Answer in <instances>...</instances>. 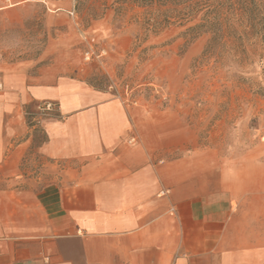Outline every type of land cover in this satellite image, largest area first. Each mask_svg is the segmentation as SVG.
Wrapping results in <instances>:
<instances>
[{"label": "crops", "instance_id": "obj_1", "mask_svg": "<svg viewBox=\"0 0 264 264\" xmlns=\"http://www.w3.org/2000/svg\"><path fill=\"white\" fill-rule=\"evenodd\" d=\"M161 131L79 78L0 68V264H264V141Z\"/></svg>", "mask_w": 264, "mask_h": 264}, {"label": "rangeland", "instance_id": "obj_2", "mask_svg": "<svg viewBox=\"0 0 264 264\" xmlns=\"http://www.w3.org/2000/svg\"><path fill=\"white\" fill-rule=\"evenodd\" d=\"M137 1L0 0V68L79 78L160 126L164 147L264 141V0Z\"/></svg>", "mask_w": 264, "mask_h": 264}, {"label": "trees", "instance_id": "obj_3", "mask_svg": "<svg viewBox=\"0 0 264 264\" xmlns=\"http://www.w3.org/2000/svg\"><path fill=\"white\" fill-rule=\"evenodd\" d=\"M161 2V3H166L167 1H173V2H175V3H177V4H181V3H183V2H186V1H191V0H138L137 2L138 3H141V4H146V5H150L151 3H154V2Z\"/></svg>", "mask_w": 264, "mask_h": 264}, {"label": "built area", "instance_id": "obj_4", "mask_svg": "<svg viewBox=\"0 0 264 264\" xmlns=\"http://www.w3.org/2000/svg\"><path fill=\"white\" fill-rule=\"evenodd\" d=\"M45 108H46V109H49V108H50V104H49V103L46 104V105H45Z\"/></svg>", "mask_w": 264, "mask_h": 264}]
</instances>
